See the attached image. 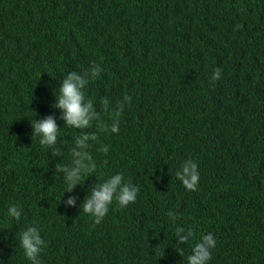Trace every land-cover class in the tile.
<instances>
[{"label": "trees", "instance_id": "obj_1", "mask_svg": "<svg viewBox=\"0 0 264 264\" xmlns=\"http://www.w3.org/2000/svg\"><path fill=\"white\" fill-rule=\"evenodd\" d=\"M93 63L103 71L85 92L100 120L67 127L55 95ZM125 95L118 133L102 131ZM47 116L61 128L57 157L32 137L31 122ZM84 132L97 135L96 170L65 193L55 165H71ZM188 160L196 191L177 179ZM117 173L137 200L113 201L96 224L81 205ZM178 225L195 232L182 253ZM28 227L45 241L41 264H187L209 233V264H264V0H0V264H31Z\"/></svg>", "mask_w": 264, "mask_h": 264}, {"label": "clouds", "instance_id": "obj_2", "mask_svg": "<svg viewBox=\"0 0 264 264\" xmlns=\"http://www.w3.org/2000/svg\"><path fill=\"white\" fill-rule=\"evenodd\" d=\"M103 69L99 64L93 63L88 70L83 73L73 71L60 83L58 94L55 95V104L53 107L61 112L60 119L64 121V125L71 128L86 130L93 127L94 122L100 120V113L94 106L92 100L86 98L85 89L89 84L90 79H97ZM222 69L217 68L211 77V81L215 82L221 79ZM102 108L105 112L109 111L110 102L107 98L101 100ZM125 104H131V97L125 95L123 101L116 104V108L112 109L113 122L111 127L100 125L102 131H111L118 133L119 119L124 111ZM33 129L32 137H39L41 146L51 149L53 157L61 155L60 148L57 145L60 143V130L53 116H47L40 120L31 122ZM97 135L95 132H84L75 140V147L72 149V163L65 165L57 163L55 172L63 173V178L66 181L67 187L65 193H71L77 185H83L84 177L90 176L95 172L96 165L90 152L89 141H96ZM99 151L107 153L108 146H101ZM179 179L186 190L196 191L199 182L198 165L192 160L185 161L181 166V171L177 172ZM139 189L130 182L125 183L122 174H115L105 180L101 184H94L81 209L83 213L94 217V222L100 224L103 218L108 214L109 207L116 201L121 208L135 203L138 197ZM68 206L75 207L76 198L69 197L66 201ZM8 215L16 221L21 219V211L16 206H11L8 210ZM168 216L173 222L177 220V216L173 212H169ZM195 238V232L192 228L177 226L176 228V251L182 253L184 249L180 245H186ZM20 245L24 250V255L31 264H41L39 256L42 249L46 247L45 241L42 239L39 230L36 227H28L20 233ZM216 247V238L211 233L204 235L198 243L192 247V254L187 257V264H209L212 258V250Z\"/></svg>", "mask_w": 264, "mask_h": 264}]
</instances>
